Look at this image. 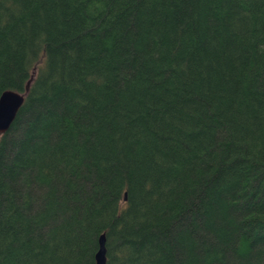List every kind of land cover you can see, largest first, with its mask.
Instances as JSON below:
<instances>
[{
    "label": "trees",
    "instance_id": "16d2710c",
    "mask_svg": "<svg viewBox=\"0 0 264 264\" xmlns=\"http://www.w3.org/2000/svg\"><path fill=\"white\" fill-rule=\"evenodd\" d=\"M31 78L0 264H264V0H0V95Z\"/></svg>",
    "mask_w": 264,
    "mask_h": 264
},
{
    "label": "water",
    "instance_id": "95a60500",
    "mask_svg": "<svg viewBox=\"0 0 264 264\" xmlns=\"http://www.w3.org/2000/svg\"><path fill=\"white\" fill-rule=\"evenodd\" d=\"M31 82L32 78L26 83L23 93L5 91L0 95V135L6 133L10 129L18 111L23 105ZM95 264H106V238L104 234L98 239V250L95 254Z\"/></svg>",
    "mask_w": 264,
    "mask_h": 264
}]
</instances>
